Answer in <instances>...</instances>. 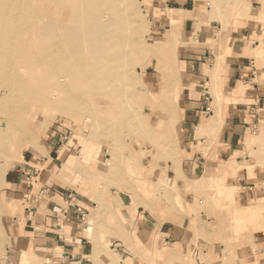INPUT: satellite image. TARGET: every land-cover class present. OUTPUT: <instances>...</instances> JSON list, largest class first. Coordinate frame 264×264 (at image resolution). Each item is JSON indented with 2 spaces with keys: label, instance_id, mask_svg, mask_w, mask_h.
Listing matches in <instances>:
<instances>
[{
  "label": "rangeland",
  "instance_id": "obj_1",
  "mask_svg": "<svg viewBox=\"0 0 264 264\" xmlns=\"http://www.w3.org/2000/svg\"><path fill=\"white\" fill-rule=\"evenodd\" d=\"M135 4L137 13L143 17L140 38L126 55L124 70L128 77L124 83H118L124 85L126 93L121 108L131 117L113 141L95 127L89 112L73 111L77 109V99L69 103L61 97L62 84L69 82L70 77H57L52 68L29 60L13 59L11 71L3 63L0 191L14 163L30 154L42 155L47 162L37 163L36 167L40 171L51 170L49 182L70 187L88 200L80 226L82 235L91 241L94 264L188 263V259H179L177 263L179 260L157 243L159 231L154 233L149 225L157 228L162 222L193 233V242L200 236L207 240L215 236L222 244L221 260L225 264H264V114L246 125L231 157L209 161L196 174L190 172L186 161L184 136L181 139L178 135L180 98L185 85L181 58L185 57V48L209 47V60L217 66L218 76L229 55L233 31L243 26L255 28L253 40L258 43L248 55L253 58L256 75L262 77L264 0H135ZM176 7L181 21L171 27L167 19L171 15L169 10ZM219 30V37L214 39ZM201 31L207 33V40L202 43L199 38L195 40ZM15 34L25 38L28 33L20 30ZM44 45L35 42L33 51ZM165 73L169 77H163ZM211 79L215 109L217 95L223 93L220 77ZM173 87L179 88L178 102L175 96L161 93ZM162 101L168 102L167 110L172 109L167 115ZM166 118L169 124L161 129ZM218 128L219 123L209 131L211 144L204 145L202 150L206 155L218 144ZM197 134L202 135L199 131ZM49 142L56 143L51 154L47 149ZM230 159H236L235 165L240 169L229 178L220 179L214 169ZM228 189H233V202L226 194ZM246 209H250L253 219L237 214V210ZM193 218H198L197 232L191 229ZM148 236L149 241L144 242ZM194 250L191 254L196 253L197 249ZM127 253L135 258L126 257Z\"/></svg>",
  "mask_w": 264,
  "mask_h": 264
},
{
  "label": "crops",
  "instance_id": "obj_2",
  "mask_svg": "<svg viewBox=\"0 0 264 264\" xmlns=\"http://www.w3.org/2000/svg\"><path fill=\"white\" fill-rule=\"evenodd\" d=\"M172 10L179 12L178 7ZM254 29L243 26L233 31L231 45H228L229 55L218 76L217 66L209 60V47L190 45L185 48V57L181 58V77L185 85L180 98L182 112L178 135L181 139L184 136L188 154L186 161L191 173L201 171L209 161L229 157L239 144L246 125L264 114V71L263 76L258 77L253 58L248 55L253 45L258 43L253 40ZM188 33L192 35V32ZM197 38L202 43L207 40V33L201 31L195 40ZM164 65L167 66L166 63ZM163 77L169 75L165 73ZM211 77H220V89L224 95H217L215 109L209 86ZM163 92L175 96L178 102V87L166 88ZM217 123L218 144H214L206 155L202 151L203 146L211 143L209 131ZM199 125L208 126L200 137L197 134ZM55 144L48 143L49 154L53 153ZM23 159L7 171L0 191V264H94L91 241L82 235L84 231L80 226L88 200L70 187L49 182L51 170L40 171L36 167L37 163L47 162L45 156L30 154ZM23 201L28 205L23 206ZM166 224L162 222L154 224L157 228L149 227L154 233L159 231L157 243L165 248L167 254L181 261L188 259L185 264H225L221 260L222 244L215 236H210V240L200 236L197 242H193V233H187L179 225ZM197 224L198 218H193L191 229L195 232L198 231ZM149 237L143 241H149ZM193 248L197 250L191 254L195 252ZM126 257L135 258L129 253Z\"/></svg>",
  "mask_w": 264,
  "mask_h": 264
},
{
  "label": "bare ground",
  "instance_id": "obj_3",
  "mask_svg": "<svg viewBox=\"0 0 264 264\" xmlns=\"http://www.w3.org/2000/svg\"><path fill=\"white\" fill-rule=\"evenodd\" d=\"M136 4L135 0H0V71L3 63L6 62L11 71V61L23 59L52 68L57 77H70L69 82L62 84L61 97L69 103L77 99V109L73 111L89 112L95 127L113 141L121 135L123 125L131 117L121 108L126 93L124 85L118 83H124L128 77L124 70L126 55L140 38L143 17L137 13ZM169 11L171 15L167 19L172 27L180 23L181 18L176 12L172 13L173 10ZM20 30L28 33L25 38L16 36ZM220 31L214 39L219 37ZM35 42L46 43V47L33 51ZM3 101L0 96V103ZM161 103L163 111H168V102ZM4 122L1 124L6 125ZM168 124L166 118L161 129ZM207 127L199 125L197 129L205 133ZM150 135L156 137L155 133ZM235 160L230 159L214 169L220 179L239 171ZM233 189L226 193L231 202ZM237 214L253 219L250 209L237 210Z\"/></svg>",
  "mask_w": 264,
  "mask_h": 264
}]
</instances>
